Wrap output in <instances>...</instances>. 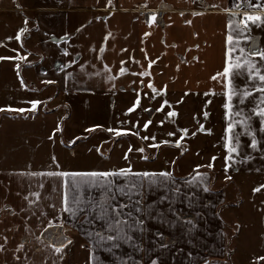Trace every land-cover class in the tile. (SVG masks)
<instances>
[{
  "label": "crops",
  "instance_id": "0c3cea01",
  "mask_svg": "<svg viewBox=\"0 0 264 264\" xmlns=\"http://www.w3.org/2000/svg\"><path fill=\"white\" fill-rule=\"evenodd\" d=\"M260 4L264 0H0V56L14 58L0 60V108L30 111L28 102L40 101L36 114L0 119V264H230V253L232 264L264 260V132L250 113L259 93L241 103L244 86L253 83L247 71L223 76L225 61L239 57L240 48L264 50ZM245 11L259 13L261 21L248 22L243 35L249 39L239 40L237 47L227 39L228 21L235 25ZM153 13L156 19L149 24ZM21 28L28 47L23 52V38L15 39ZM230 46L234 53H228ZM252 59L260 64L259 57ZM148 61H155L150 68ZM4 71L8 78L1 77ZM18 71L34 86L46 87L25 88ZM142 71L150 75H139ZM217 72L221 76L212 79ZM149 80L156 89L166 85V94L153 92ZM232 90L237 95L229 101L225 93ZM137 95L140 104L128 112ZM162 97L169 105L157 112ZM169 110L177 115L166 117ZM245 116H251L255 149L240 123ZM147 120L152 124L145 129ZM231 121L234 127L226 132ZM109 128L131 131L113 143L117 135ZM230 136L237 153L226 171L224 145ZM128 165L133 172L156 173L163 182L149 184L143 178V190L132 196L140 201V213L118 196L117 202L128 205L125 213H133L120 217L131 239H117V247L106 241L93 250L96 232L115 233L96 218L95 209L87 219L61 209L66 190L70 201L78 196L99 201L100 189L78 185L79 177L48 173ZM161 172L171 173V180ZM138 218L142 225L128 227L129 219ZM55 229L67 238L60 253L46 240Z\"/></svg>",
  "mask_w": 264,
  "mask_h": 264
},
{
  "label": "snow or ice",
  "instance_id": "6c2138e0",
  "mask_svg": "<svg viewBox=\"0 0 264 264\" xmlns=\"http://www.w3.org/2000/svg\"><path fill=\"white\" fill-rule=\"evenodd\" d=\"M108 3L111 4V0H108ZM249 7L255 8L256 5H249ZM259 7L264 8V4H260ZM194 15L197 13H193ZM234 15V13H233ZM244 19H241L239 21L234 22L232 20L228 21V26L230 29V34L228 35V41L230 44L232 42H236L237 47H239V40L241 39H249V37L243 35L244 32L247 31L248 28V22L252 21L253 23L261 21V15L255 11L252 13H249L245 11L243 13ZM156 19V14L153 13L150 18L148 19V23L152 24ZM185 23H190V21H185ZM25 31V29L21 28L17 31L15 35L16 40L21 39V32ZM235 31L236 35H232L231 32ZM110 35V34H109ZM145 35H149V33H145ZM12 37H8V39H11ZM107 38V37H106ZM103 50V49H102ZM121 51H124L122 49ZM236 51L235 48L229 47L228 53H234ZM240 56L237 57L235 60H232V57H229V60H232V62H229V60L225 61L224 67H223V76L225 79L228 78V74L230 71H236V70H246L247 71V78L248 80L252 81L253 83L249 85H245V90L239 95V100L241 103H243L245 97H250L252 92H258L259 96L256 97L255 103L252 109H250L251 115L257 116L260 121V131L264 132V72L261 71V67H264V50H258V49H250L247 53H245V50L243 48L239 49ZM252 57H259L260 58V64H257L255 60L252 59ZM20 59H24L23 56L19 57ZM145 58L147 59V54H145ZM4 59H14L13 57H3L0 56V60ZM158 59V58H157ZM155 61H148V67L150 68L151 65ZM124 62L121 61V64ZM20 65L17 64L16 68L19 69ZM127 71L126 68H120V72L123 73ZM17 75L19 76V71L17 72ZM141 76L150 75L147 71H142L139 73ZM216 76H221L220 72H217L215 76L212 77V79H215ZM21 84L23 85V80L21 79ZM148 87L152 88L153 92H159V93H165L166 94V85L161 87L160 89H156L153 87V83L151 80L148 81ZM228 96L229 101H231L232 96L237 95V92L235 90H232L230 93H225ZM207 95V93H205ZM181 101H177V103H180ZM31 106V109H35L37 105L40 103L38 100H31L28 102ZM140 104V96L137 95L135 97V102L127 109L128 112H132L133 109L137 107V105ZM166 105H169V101L167 99H164L162 97V100L160 102V105L158 108H156V111L159 112L165 108ZM225 109H231L230 103H225L223 105ZM10 110V111H16V112H24L26 111L25 108H12L11 105H6L3 108H0V110ZM237 115H240V112L236 113ZM177 115V113L174 110H169L166 112V117H173ZM205 117L208 116V113H204ZM225 115L227 116L228 113L226 112ZM159 123L163 124L164 121L160 120ZM234 121H231L228 123L227 128L225 129L226 132H229L234 127ZM242 126L244 127L245 134L252 137L251 144L249 145L251 148L255 149L257 147L258 141L256 140L255 136L253 135L251 131V116H245L242 121H240ZM152 124L151 120H147L144 122L143 127L147 129L149 125ZM93 127H99V126H93ZM92 129H89L91 131ZM203 129V125H201V129ZM108 131L112 133L113 135H120L122 133H126L128 131H131V129H116V128H109ZM183 132L187 133V129H182ZM207 131H211L208 129ZM195 133H193L194 135ZM167 135L172 136L175 135L173 132L167 133ZM143 139H149V137H143ZM151 139H155V137H151ZM234 137H229V141L225 143L224 147L227 148L229 155L225 156V170L228 169L227 161L234 160V157L231 155L232 153H237V147L232 146V140ZM160 144L167 143V141H160ZM176 143H179V140L176 141ZM236 144H239V140H235ZM152 147H156L157 145H151ZM99 150V149H97ZM138 151H143V149H137ZM128 151H132L131 146L129 147ZM124 158H128V153L125 152ZM55 159V157H53ZM212 160H215L216 157L213 156L211 158ZM245 159H250V157H245ZM213 165L209 163L207 167L211 168ZM197 167H200L199 165ZM33 175H36V173H33ZM48 175H59L63 177H67L69 175H72L73 177H79L81 178L79 181H77V184H89L92 187H98L100 189V200L99 201H87L82 199L81 197L73 198L71 201L69 200L67 190L64 193L63 198V208L61 209L62 212H67L71 214L72 216H75L77 212H80L85 216V219H87L88 215H91L92 213L89 211V209H95L96 210V218L102 219L105 221V224L107 226V229L110 232H114L115 235L112 234H101V232H96L95 235L98 238L96 245L94 246V249L99 247L103 248L105 247V242H112L113 247H117L118 245L115 243L117 239L119 240H128L131 239V236L124 230V221L120 219V217H124L125 219H128L133 216L132 212L125 213L124 209L128 207L127 204L117 202V197H126L128 200V203H132L134 205V210L136 213H140L142 209L138 206L140 204L139 200H136L133 202L132 196L134 194H139L144 187L143 184V178H147L149 184H157L162 183L163 180H157V174L156 173H150V172H133L131 169V165H128L126 168H119V169H112V170H106L102 172L92 171V172H60V173H48ZM160 177L171 180V173L168 172H161L158 174ZM200 178L201 182H203V176L201 174H197ZM123 177L124 183L117 184L115 182V178ZM129 177H132V179H129ZM226 179L229 177H225ZM195 182V179L193 180ZM260 188H264V185H260ZM178 190V189H177ZM208 189L205 188V191ZM254 192L259 191V188H254ZM143 224V219L138 218L135 220L129 219L128 220V227L135 228L139 225ZM91 235V234H90ZM53 241L52 249L55 253H60L62 248L64 247L63 243L57 244ZM110 250V249H109ZM90 259H92L90 255ZM260 259H264V257H261ZM151 264H157L156 260H152Z\"/></svg>",
  "mask_w": 264,
  "mask_h": 264
},
{
  "label": "trees",
  "instance_id": "16d2710c",
  "mask_svg": "<svg viewBox=\"0 0 264 264\" xmlns=\"http://www.w3.org/2000/svg\"><path fill=\"white\" fill-rule=\"evenodd\" d=\"M20 43H21V46L23 47V42L21 41ZM25 48H26V47H25ZM24 65H26V64H24ZM19 78H20V81H21V79L23 80V85L25 86V88H27V89H29V90L39 92V91H42V90L46 87V86H39V87L34 86L32 83H29V82L23 77V75H22L21 73H19ZM45 110H46V111H49L47 107H46ZM37 112H38V107L35 108V109H33V110H30V111H24V112H16V111H10V110H1V111H0V119H1L4 115H9V116H12V117H19V116H21V117H28V116H30V115L36 114ZM126 135H130V134L122 133V134H120V135H118V136H115L114 139H113V143L116 142L117 140H119L121 137H124V136H126ZM87 138H88V136H86V137H82V138H78V139H76L71 145H74V144H76V143H78V142H80V141L86 140ZM232 256H233L232 253H230V254L228 255V260H229V263H230V264H232V260H231V259H232ZM262 261H264V260H260V261H258L256 264H261Z\"/></svg>",
  "mask_w": 264,
  "mask_h": 264
},
{
  "label": "water",
  "instance_id": "95a60500",
  "mask_svg": "<svg viewBox=\"0 0 264 264\" xmlns=\"http://www.w3.org/2000/svg\"><path fill=\"white\" fill-rule=\"evenodd\" d=\"M46 237H47L46 240H48L52 244H53L54 238H57V237H58V239H55V242L58 244L61 242L64 244L67 241V238L63 235V232L59 229L51 230V232L48 231Z\"/></svg>",
  "mask_w": 264,
  "mask_h": 264
},
{
  "label": "rangeland",
  "instance_id": "374dc122",
  "mask_svg": "<svg viewBox=\"0 0 264 264\" xmlns=\"http://www.w3.org/2000/svg\"><path fill=\"white\" fill-rule=\"evenodd\" d=\"M31 30H32V26H30V27L28 28V31H27L28 34L31 32ZM25 35H26L25 33L21 35V37L23 38V39L21 40V41L23 42V47L21 46V47H22L21 50H22V49H25V47H27L26 44H25V41H26ZM27 48H28V47H27ZM1 50H2V49H1ZM1 50H0V51H1ZM22 52H23V50H22ZM1 77L8 78V71H4L3 74L1 75ZM48 110H50V109L48 108ZM103 150H105V148H104Z\"/></svg>",
  "mask_w": 264,
  "mask_h": 264
}]
</instances>
